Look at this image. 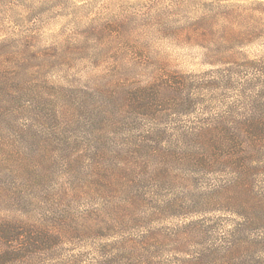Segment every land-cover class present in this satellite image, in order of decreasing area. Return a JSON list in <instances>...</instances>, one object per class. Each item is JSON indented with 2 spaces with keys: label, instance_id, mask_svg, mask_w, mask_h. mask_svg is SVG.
Segmentation results:
<instances>
[{
  "label": "rangeland",
  "instance_id": "1",
  "mask_svg": "<svg viewBox=\"0 0 264 264\" xmlns=\"http://www.w3.org/2000/svg\"><path fill=\"white\" fill-rule=\"evenodd\" d=\"M250 62L264 0H0V220L26 231L18 264H264V228L232 233L264 203V139L232 151L214 131L264 119Z\"/></svg>",
  "mask_w": 264,
  "mask_h": 264
},
{
  "label": "trees",
  "instance_id": "2",
  "mask_svg": "<svg viewBox=\"0 0 264 264\" xmlns=\"http://www.w3.org/2000/svg\"><path fill=\"white\" fill-rule=\"evenodd\" d=\"M250 68L257 69L260 75L264 77V67H259L257 62H250L249 64ZM230 71V70H229ZM168 83H171V87H173V90H175V86H181L173 80ZM169 87V86H167ZM164 85L161 84V82H155L151 87H149L150 91L148 92L146 89H143L140 93L143 94H151L156 95L159 93H164L166 89H168ZM255 103H260L264 105V85L261 89V91L258 93L257 99L255 100ZM193 104L188 106V109H186L185 105L181 107V105H178L180 108H176L177 111H190ZM257 106V105H256ZM208 132L206 134H212L210 130H203V132ZM213 131V129H212ZM214 131H218V135L221 138V141L224 142L222 144V147H226V143H228V148L232 151L235 150L236 145L240 144L242 145L244 140L246 138H252V139H258L263 138L264 139V119L263 116L257 118V117H249L244 118L240 122L234 123L233 125H223L219 129H214ZM206 134L202 133V137H205ZM197 137V136H196ZM201 137V139H202ZM195 138V136H194ZM197 140L199 141V145H205L201 143L200 138L198 137ZM210 140V139H209ZM221 145V144H220ZM205 148V146H204ZM207 148V147H206ZM227 148V150H229ZM204 150V149H203ZM229 150V151H230ZM184 160H186L189 165L192 166L195 165H204L205 167L209 168L208 166L212 165L209 161L208 157H205V155H202L201 153L196 151H184L183 152ZM207 160V161H205ZM243 212L237 213L241 218L244 219L242 225L240 228H236L233 230L232 233L235 234H241L249 229H260L264 228V217L261 216L259 209H264V203H256L255 205H248L246 204L245 207H242ZM246 214V215H245ZM26 231L23 227V224H19L18 222H12L6 219L0 220V264H18L21 259L23 258V255L26 251V246H29L30 243L26 240L28 237L26 234H24ZM28 233V232H27ZM190 233V232H189ZM31 234V233H29ZM25 240V241H24ZM29 240V239H28ZM41 240H34L33 242H37L39 244ZM215 252L205 253L201 255L198 259H195V262H192L193 264H204L205 261H209V264H217L213 261L215 257Z\"/></svg>",
  "mask_w": 264,
  "mask_h": 264
}]
</instances>
